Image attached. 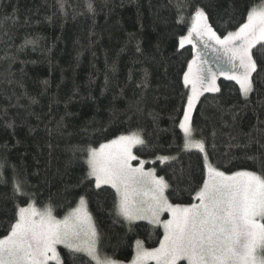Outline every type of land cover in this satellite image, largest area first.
<instances>
[{"label": "trees", "instance_id": "16d2710c", "mask_svg": "<svg viewBox=\"0 0 264 264\" xmlns=\"http://www.w3.org/2000/svg\"><path fill=\"white\" fill-rule=\"evenodd\" d=\"M188 2L206 9L219 34L236 30L246 19V9L264 0ZM175 4L176 0H65L61 10L58 0H0V163L4 164L0 207H12L15 175L41 194L37 207L43 208L50 196L57 201L55 214L62 218L75 192L87 191L77 187L86 167L84 157H74L69 146L99 148L136 131L150 141L149 148L134 149L142 159L180 156L169 164H146L147 168L171 177L191 166L194 183L200 181L202 156L182 151L178 128L187 92L182 74L193 56L192 45L179 48V38L190 30L192 9L180 15ZM218 82L221 92H205L196 106L195 137L206 138L209 145L214 140L210 157L220 170L258 171L259 164L246 159L260 155L256 144L247 149L229 145L248 143L246 134L253 132L258 119L264 120V107L257 103L264 100V84L245 106L234 81L220 77ZM185 187L180 185L170 200L195 202ZM98 199L110 204L111 198L93 195L89 205L104 235L103 254L115 252L120 259H131L132 248L112 227L107 212L97 207ZM139 238L146 248L158 247L163 229L151 234L141 229Z\"/></svg>", "mask_w": 264, "mask_h": 264}, {"label": "snow or ice", "instance_id": "6c2138e0", "mask_svg": "<svg viewBox=\"0 0 264 264\" xmlns=\"http://www.w3.org/2000/svg\"><path fill=\"white\" fill-rule=\"evenodd\" d=\"M58 2L63 10L65 0ZM87 7L92 10L91 3ZM175 7L180 15L186 8L192 9L190 30L179 38V48L192 45L193 56L182 74L187 92L178 128L183 137L182 151L194 150L202 156L200 181L194 183L191 166L187 172L183 168L179 174L174 171L171 177L159 174L155 167L146 168L149 163L178 161L180 156L142 159L133 151L136 146L150 147L142 131L120 135L99 148L70 145L74 157H84L86 167L77 187H86L87 191H76L66 213L57 218L58 202L50 196L43 208L37 207L41 194L14 175L12 207H0V224L4 225L0 232V264H264V120L258 119L253 132L246 134L248 143L229 145L247 149L256 144L260 155H246V159L258 163L259 170L231 174L213 162L210 148L215 150L214 140L209 145L206 138L196 139L192 122L200 96L221 92L217 84L220 75L239 86L245 106L254 93L259 95L258 85L264 84V3L248 7L246 19L236 30L219 34L209 23L205 8L191 5L188 0H176ZM194 38L217 53L228 70L206 66L208 62ZM257 103L264 107V100L258 99ZM3 168L0 163V179ZM180 185L186 186L184 190L195 202L170 200V194L179 191ZM102 194L110 197L111 203L98 199L97 207L107 212L112 227L132 248L131 259H120L115 252L112 256L101 253L104 235L89 205L93 195L99 198ZM157 228L163 229L159 246L146 248L139 238L140 230L151 234Z\"/></svg>", "mask_w": 264, "mask_h": 264}, {"label": "rangeland", "instance_id": "374dc122", "mask_svg": "<svg viewBox=\"0 0 264 264\" xmlns=\"http://www.w3.org/2000/svg\"><path fill=\"white\" fill-rule=\"evenodd\" d=\"M191 23H192V20H191ZM194 43L197 44L198 51L203 53V57L202 58L208 62L206 66H211L214 70H217V69H223L224 71L228 70L229 66L227 65V63L223 59L218 58L217 53L213 52L211 49H205L203 47V45L200 43V41L196 40L195 38H194ZM220 77H223V76L222 75L218 76L217 84L219 83L218 81H219ZM199 100H200V98H199ZM197 104L195 105L194 111L196 109ZM194 111L192 113V117H193ZM134 149H133V151H134ZM136 164H137L136 161H134L133 165L136 166ZM145 167H146V165H145ZM163 218L166 219L167 218V214H165ZM101 253H102V255H104L103 252H102V249H101ZM181 262H185V264H187L186 261H181ZM146 264H155V261H148V262H146Z\"/></svg>", "mask_w": 264, "mask_h": 264}]
</instances>
